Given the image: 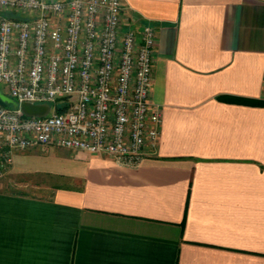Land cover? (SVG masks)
Listing matches in <instances>:
<instances>
[{
    "label": "crops",
    "instance_id": "1",
    "mask_svg": "<svg viewBox=\"0 0 264 264\" xmlns=\"http://www.w3.org/2000/svg\"><path fill=\"white\" fill-rule=\"evenodd\" d=\"M122 1L157 29L158 142L137 163L16 152L0 264H264V0Z\"/></svg>",
    "mask_w": 264,
    "mask_h": 264
},
{
    "label": "built area",
    "instance_id": "2",
    "mask_svg": "<svg viewBox=\"0 0 264 264\" xmlns=\"http://www.w3.org/2000/svg\"><path fill=\"white\" fill-rule=\"evenodd\" d=\"M123 8L122 0H0V91L17 103L0 102V176L16 152L33 147L130 163L155 148L161 111L150 90L157 29L126 26ZM23 102L50 110L25 116Z\"/></svg>",
    "mask_w": 264,
    "mask_h": 264
},
{
    "label": "water",
    "instance_id": "3",
    "mask_svg": "<svg viewBox=\"0 0 264 264\" xmlns=\"http://www.w3.org/2000/svg\"><path fill=\"white\" fill-rule=\"evenodd\" d=\"M0 100L4 103H8L12 106H17V103L10 97L6 96L0 91ZM20 109L25 116L42 117L47 115L50 110V105L47 103L34 104L29 102H23L20 104Z\"/></svg>",
    "mask_w": 264,
    "mask_h": 264
},
{
    "label": "rangeland",
    "instance_id": "4",
    "mask_svg": "<svg viewBox=\"0 0 264 264\" xmlns=\"http://www.w3.org/2000/svg\"><path fill=\"white\" fill-rule=\"evenodd\" d=\"M1 12H3L4 14H6V15H9V14H12L11 12H8V11H6V10H1ZM13 15V14H12ZM0 88H2V85H0ZM7 106H9L10 104H8V103H5ZM9 168V167H8ZM8 168H7V170H8ZM7 170H6V172L2 175V176H0V177H3V176H5L6 174H7ZM5 177H8L7 175L5 176ZM21 190H25V191H29V192H34V193H39V191L36 189V188H32V187H21Z\"/></svg>",
    "mask_w": 264,
    "mask_h": 264
},
{
    "label": "trees",
    "instance_id": "5",
    "mask_svg": "<svg viewBox=\"0 0 264 264\" xmlns=\"http://www.w3.org/2000/svg\"><path fill=\"white\" fill-rule=\"evenodd\" d=\"M0 102H2L1 100H0ZM3 104H5L4 102H2ZM60 108V107H59ZM61 109V108H60Z\"/></svg>",
    "mask_w": 264,
    "mask_h": 264
}]
</instances>
